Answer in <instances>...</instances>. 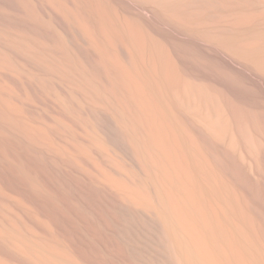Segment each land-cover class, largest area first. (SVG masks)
Wrapping results in <instances>:
<instances>
[{
	"label": "bare ground",
	"instance_id": "obj_1",
	"mask_svg": "<svg viewBox=\"0 0 264 264\" xmlns=\"http://www.w3.org/2000/svg\"><path fill=\"white\" fill-rule=\"evenodd\" d=\"M0 264H264V0H0Z\"/></svg>",
	"mask_w": 264,
	"mask_h": 264
}]
</instances>
